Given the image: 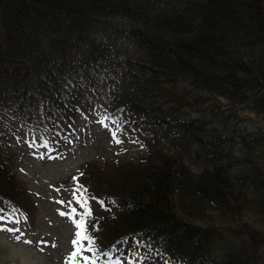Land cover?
<instances>
[{"label":"trees","instance_id":"obj_1","mask_svg":"<svg viewBox=\"0 0 264 264\" xmlns=\"http://www.w3.org/2000/svg\"><path fill=\"white\" fill-rule=\"evenodd\" d=\"M101 82L118 135H138L149 156L79 176L96 255L78 264H264V230L242 221L249 200L264 213V129L219 107L190 113L196 93L264 115V0H0V214L16 209L25 225L37 214L4 155L6 115L56 156ZM235 146L262 157L239 159Z\"/></svg>","mask_w":264,"mask_h":264},{"label":"rangeland","instance_id":"obj_2","mask_svg":"<svg viewBox=\"0 0 264 264\" xmlns=\"http://www.w3.org/2000/svg\"><path fill=\"white\" fill-rule=\"evenodd\" d=\"M97 87L99 97L86 96L89 109L76 123L71 138L56 156L48 154L47 148L42 146L43 133L34 125L27 124L24 119L20 121L14 112L6 115L3 126L6 140L4 155L24 191L35 202L37 214L29 224H14L12 227L19 228L15 235L0 232V264H78V257L75 261L71 260V254L75 251L71 241L77 231L71 209L76 210L75 219L79 220V205L72 195L79 176L89 164L115 165L118 161L141 162L148 158V152L138 135H118L114 120L100 100L106 97L107 86H102L101 82ZM192 94L197 97L190 110L194 116L204 115L212 107H219L227 113L231 110V113L237 114L243 120L241 126L249 131L256 126L264 129V115L258 116L243 105H232L219 97ZM113 131L121 143L113 140ZM33 143L35 147L31 146ZM232 150L242 160L250 156L258 161V157H262V151L247 153L242 146H235ZM188 163L194 167L191 162ZM239 170H245V167L238 165L233 171ZM244 191L247 194V189ZM61 212L66 215H61ZM180 215L192 223L205 226L230 224V220L217 212L201 215L196 211L180 210ZM242 221L264 230V213L254 199L247 202ZM262 254L264 257V249Z\"/></svg>","mask_w":264,"mask_h":264},{"label":"snow or ice","instance_id":"obj_3","mask_svg":"<svg viewBox=\"0 0 264 264\" xmlns=\"http://www.w3.org/2000/svg\"><path fill=\"white\" fill-rule=\"evenodd\" d=\"M112 138L116 143L122 142L117 138V133L115 131L112 132ZM31 146L35 147L36 145L35 143H33ZM42 146L47 148L48 147L47 141H44ZM73 179L76 180L75 177ZM86 192L87 190L82 185H79V184H77V187L74 188L72 192L73 198L80 205V207L84 210L82 214H79L80 216L79 220H76L75 219L76 210L74 208L71 209V213L73 214V223H74L75 228L77 229V231L75 232V238L71 241L72 245L75 247V251L72 252L71 254L72 261H75L78 256H82L84 251H90L93 253V256L96 255V251L94 249V244H95L94 238H92L88 234L87 227H86V218L91 217L92 215V210L89 206V199L85 195ZM76 193H80V195L77 196ZM92 199H96V198L92 197ZM58 202L63 203V201H58ZM99 203L101 204L102 207L104 206V201L100 200ZM0 212H2V210H0ZM60 214L66 215V213H63V212H61ZM21 218L26 219V217H24L22 213L18 214V210L16 209H13L12 214L8 217L0 214V222L6 221L8 223L18 225L20 223ZM18 231H19V228L6 227L3 224H0V232H8V233H12L13 235H15V233ZM16 238L19 239L20 237H16ZM85 241L87 242L86 248L84 245ZM83 260L85 261V264H88V262L90 261V258L88 256H83ZM90 264H96V261L91 260Z\"/></svg>","mask_w":264,"mask_h":264}]
</instances>
